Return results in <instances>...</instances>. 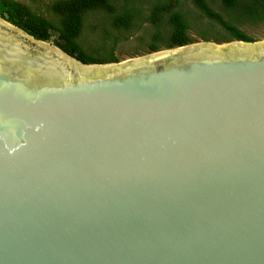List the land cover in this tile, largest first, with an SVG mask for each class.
I'll use <instances>...</instances> for the list:
<instances>
[{"label": "water", "instance_id": "95a60500", "mask_svg": "<svg viewBox=\"0 0 264 264\" xmlns=\"http://www.w3.org/2000/svg\"><path fill=\"white\" fill-rule=\"evenodd\" d=\"M0 264H264V40L85 63L0 16Z\"/></svg>", "mask_w": 264, "mask_h": 264}, {"label": "rangeland", "instance_id": "374dc122", "mask_svg": "<svg viewBox=\"0 0 264 264\" xmlns=\"http://www.w3.org/2000/svg\"><path fill=\"white\" fill-rule=\"evenodd\" d=\"M29 6L34 12L60 23L61 15L53 8L57 0H18ZM215 9L229 24L238 26L255 41L264 40V19L251 21L244 12L245 5L252 0H239L229 7L224 0H204ZM108 4L88 10L84 15L82 30L77 38L78 44L89 55L109 58L112 54L119 61L140 57L150 51V44L165 49L170 38L172 25L169 16L172 12L183 14L188 22V33L196 41L226 43L233 38L230 30L206 15L195 0H107ZM162 9L156 19H151L153 10ZM128 10L136 16L130 27H116L115 17ZM202 36H205L202 38ZM57 33L51 29V41L56 45ZM157 50V51H158Z\"/></svg>", "mask_w": 264, "mask_h": 264}, {"label": "trees", "instance_id": "16d2710c", "mask_svg": "<svg viewBox=\"0 0 264 264\" xmlns=\"http://www.w3.org/2000/svg\"><path fill=\"white\" fill-rule=\"evenodd\" d=\"M199 7L212 19L225 25L230 30V37L246 41L255 39L241 30L234 24L226 22L222 16L204 0H195ZM229 7L238 4L239 0H224ZM107 0H57L53 3V8L61 15L60 23L55 24L51 20L34 12L29 6L18 0H0V16L12 24L24 29L37 39L51 41V29L57 33V46L65 50L68 54L75 56L85 63H106L118 61L113 54L109 58H102L89 55L78 44V36L82 30L84 15L88 10L107 5ZM245 14L251 21L264 19V0H252L244 7ZM162 9H155L151 19H156ZM136 16L130 10L120 16L115 17L116 27H130L133 25ZM172 25L170 38L165 44V48L184 45L196 41L187 31L188 22L183 14L172 12L169 16ZM205 36H202L204 38ZM208 40V39H205ZM159 45L150 44V51H157Z\"/></svg>", "mask_w": 264, "mask_h": 264}, {"label": "bare ground", "instance_id": "6f19581e", "mask_svg": "<svg viewBox=\"0 0 264 264\" xmlns=\"http://www.w3.org/2000/svg\"><path fill=\"white\" fill-rule=\"evenodd\" d=\"M198 44H200V43H198ZM232 44H236V43H232ZM228 45H230V44H228ZM220 46V45H219ZM222 46V45H221ZM70 60V59H69ZM73 62V61H72ZM75 63V62H74Z\"/></svg>", "mask_w": 264, "mask_h": 264}]
</instances>
